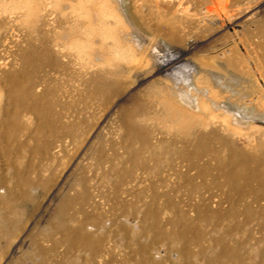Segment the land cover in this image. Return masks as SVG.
<instances>
[{
    "label": "rangeland",
    "instance_id": "obj_1",
    "mask_svg": "<svg viewBox=\"0 0 264 264\" xmlns=\"http://www.w3.org/2000/svg\"><path fill=\"white\" fill-rule=\"evenodd\" d=\"M25 56L42 116L7 95ZM209 93L264 108V0H0V264H264V175L243 192L214 162L177 170L192 132L162 100L210 119ZM222 101L243 113L231 148L264 155L263 111ZM80 226L95 248L65 234Z\"/></svg>",
    "mask_w": 264,
    "mask_h": 264
},
{
    "label": "bare ground",
    "instance_id": "obj_2",
    "mask_svg": "<svg viewBox=\"0 0 264 264\" xmlns=\"http://www.w3.org/2000/svg\"><path fill=\"white\" fill-rule=\"evenodd\" d=\"M120 5H121V3H120ZM62 32H66V31L63 30ZM66 33L68 34V36L70 35V39H72L71 43H75L73 41V38H72V36L74 35V32L70 31V32H66ZM77 33L79 34V32H77ZM76 38L78 40V35L77 34H76ZM168 52L171 53L170 51H168ZM41 53L44 54V55L45 54H49L50 50L47 48V49H45V51L44 50L41 51ZM155 53H158L157 55L160 56L159 58H161V60H162V62H164V64H167V63L170 62V61H165V58H166L167 55H165V57H164L162 52H160L159 50H156ZM38 57H41V55L38 54ZM227 62H230V61H227ZM38 63H39V59H38ZM22 65H23V70L21 68L18 71H13V72L6 73L7 76H5L4 78H5V81L8 84V86H10L8 88L9 90L7 91L8 92L7 95L10 98L11 102L14 101L13 103H16V104L17 103L18 104L21 103V101H24L25 99H27V97L33 98L34 100H32L29 104H24V105H26L27 108L32 109L33 112L35 114H37V116H42L41 114L43 112H46V111L50 110V105L47 104L46 102H45L46 104L39 105L40 104L39 100L41 99V97H43V93L42 94H38L35 91V86H37V85H34V82H33L32 78H31L32 70H29L31 65H32L31 62H30V56H25L22 59ZM248 70H249V72H250V70L252 72H255V66H249ZM241 75H242V73H241ZM229 78L230 79H229L228 82L234 81V82H232L234 84H236L235 83L236 81L240 80L239 79L240 76L239 77L231 76ZM216 79H218V78L216 77ZM106 82H103L102 84L97 85V87H98L97 90L98 91H101V90L102 91H110V89H113V87H114V86H112L113 84L111 82H108V81H106ZM230 83H228V84H230ZM214 84H211V86L208 87V91L210 93H211L210 89L214 86ZM237 84H238V82H237ZM242 86L243 85H241V87ZM254 91H256V90H254ZM231 92H232V89H231ZM32 95H33V97H32ZM260 95H262V94L260 93ZM209 96L212 99H214L215 101L212 102L210 107H208V108H207V106L203 107L204 108L203 109V113H208V114L211 115L212 114V110H214V109H212L211 106H213V108H215V109L217 108L218 109V113H219L216 117H213V118L210 117V119L208 118L209 116L207 117V114L206 115L199 114V113H194L193 114V113H187V112H185L182 109H175L176 108L175 104H173V102H171V100H169L168 98L167 99L164 98L162 100V102L165 101V103L167 105L170 104L171 107H166V108L169 109L170 113H172V114H174V113L180 114V117H178V119L176 121H177V123L179 122V124L182 126L181 128L187 129L190 132H192V133H190V135H187V136H190L192 138V140H191V138H185V142H183V144H182L183 148H181V149L178 148L179 149L178 154H179V156H182V158L184 160L182 159L181 161H179L180 164H178V169L177 170L180 172L181 176H184V177H188V178H191V177L192 178L203 177L205 175L210 174V172L213 171V169H211V167H210L211 166L210 162H214V163H212V164H214L213 168L216 167L215 169H218V172H219L220 176L225 178L226 184H228V186L232 190L233 189H237V190H240V191L244 192V190L247 189L246 187H248L249 182H250V180L253 177H257V178H262L263 177V175H264V155L258 157V155H256L253 152H250V153L247 152V151H240L239 152L238 150L235 151L233 149V146L231 148V145H234V142H235V139H232V134L233 135H239L240 132H241V129H242L239 126H235V125L233 126L232 121L233 122L234 121L237 122L238 121L236 119L237 115H242L243 113L242 114L234 113L233 115L232 114L228 115V114L223 113L224 110L221 109V108L222 107L225 108L226 104H223L224 102L222 101V99L225 98L226 101L229 100V103H230V101H232V103L233 102L236 103L235 101L239 102V99H234V98H232L233 96L231 97L230 95L229 96H221V97H219V96H214V95L210 94ZM259 99H260L259 96L257 98H254V99H250V98H247V100L244 99V101H243L244 104L243 105H245V106L244 107H240V108L242 110L243 109H247L249 112L254 113L253 110L256 107L257 108L256 112L258 111V113L259 112L261 113L263 111L262 113H264V108H261V107L258 106L259 105L258 103H260L259 101L262 98L260 100ZM243 102L241 101V102H239V104L241 105ZM136 108L140 109V106L137 105ZM252 108H253V110H252ZM142 109H144V108H142ZM260 110H262V111H260ZM137 111H142V110H137ZM128 112H129V115H127ZM128 112L126 114L127 115L126 120H127V128H128L129 137L131 139H134L135 136H136V137L141 138L142 141L147 142V139H148L147 135L145 134V132L143 130H141L139 127L136 126L137 124H135L134 118L131 115L134 112H132V113H130V111H128ZM135 113H137V112H135ZM254 116H255V114H254ZM40 118H42V117H40ZM9 122H10L9 120L5 122V127L6 128L7 127L10 128V123ZM11 127H13V129H14V127L16 128V126H14L13 122H12V126ZM226 131H233V133H231V135H229L230 133H227ZM241 133H243V132H241ZM189 143H190V145H192V147H191V148H193L192 151L189 150L186 147L187 144H189ZM215 144H216V146L220 145L221 148L223 147V149L220 148L221 150L220 149H218V150L214 149L213 150L212 146L215 145ZM262 145L264 146V144H261V146ZM175 149L177 150V148H175ZM175 149H172V150H175ZM223 150H225V151H223ZM172 154H174V153H172ZM23 182L24 181H22V183ZM21 185L22 184H20V182H18V185H17L18 189L17 190H21V187H20ZM5 190H2V191L5 192ZM237 190H233V191H237ZM6 192H8V191H6ZM213 205H215V204H213ZM232 214H234V213L232 212ZM75 229L76 228L73 229L72 227L71 228L66 227L64 231H65V234H67V236H70V237L74 238V240L76 238L77 239L79 238L80 240H82L81 244H84L86 246L87 245L89 246V244H90L91 247L94 246V248H95L96 245H93V244H95V240H93L94 243L91 242L92 239H90L91 241H88V239L90 238L89 237L90 235L86 234V232L83 230L82 226H80V228H77L76 230ZM263 234L264 233H262V236H263ZM229 246H227V247H229ZM237 247H239V246H237ZM235 248H236V246H235ZM225 249L226 250H224V252L222 251V253H224V255H225L226 252L231 251V249L230 250L228 248H225ZM232 250H233V248H232ZM236 251H237V249L233 250V252H234L233 254H236ZM144 257H146V256H144ZM237 261H239V260H237ZM146 262L147 261H144L143 263H146Z\"/></svg>",
    "mask_w": 264,
    "mask_h": 264
}]
</instances>
